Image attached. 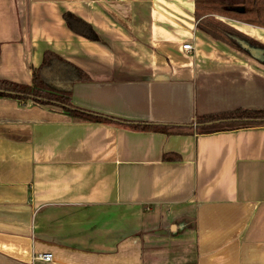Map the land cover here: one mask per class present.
<instances>
[{"label": "crops", "instance_id": "1", "mask_svg": "<svg viewBox=\"0 0 264 264\" xmlns=\"http://www.w3.org/2000/svg\"><path fill=\"white\" fill-rule=\"evenodd\" d=\"M195 6L0 0V80L30 85L50 51L90 77L64 87L76 108L179 130L0 98V264H264V126L199 123L264 110V27L213 15L262 52L242 53L200 31Z\"/></svg>", "mask_w": 264, "mask_h": 264}, {"label": "trees", "instance_id": "2", "mask_svg": "<svg viewBox=\"0 0 264 264\" xmlns=\"http://www.w3.org/2000/svg\"><path fill=\"white\" fill-rule=\"evenodd\" d=\"M228 1L241 2V7L233 8ZM196 17L199 20L198 29L215 40L223 42L235 50L252 54V50H260L251 39L238 32L223 21L213 18V15L229 19L250 21L264 27V0H196ZM64 19L68 27L76 34L89 40H97L98 36L92 27L74 16L66 13ZM90 77L77 66L61 56L47 51L39 68L32 70V83L21 85L8 80H0V98H11L22 105L33 102L40 106H55L61 108L75 120L117 122L132 129L157 130L168 134L178 132L177 128L134 124L131 122L112 120L97 116L76 108L72 103L71 91L66 86L78 82H88ZM63 86V87H60ZM220 121L224 129H240L254 126H264V110H236L199 119V123Z\"/></svg>", "mask_w": 264, "mask_h": 264}, {"label": "built area", "instance_id": "3", "mask_svg": "<svg viewBox=\"0 0 264 264\" xmlns=\"http://www.w3.org/2000/svg\"><path fill=\"white\" fill-rule=\"evenodd\" d=\"M184 50L191 51L192 50V46L187 44V45L184 46ZM36 260L43 261V262H51L52 261V255L51 254H40L36 258Z\"/></svg>", "mask_w": 264, "mask_h": 264}, {"label": "water", "instance_id": "4", "mask_svg": "<svg viewBox=\"0 0 264 264\" xmlns=\"http://www.w3.org/2000/svg\"><path fill=\"white\" fill-rule=\"evenodd\" d=\"M252 54H254L255 56L260 57V55L262 54V52H260L259 50H252Z\"/></svg>", "mask_w": 264, "mask_h": 264}]
</instances>
